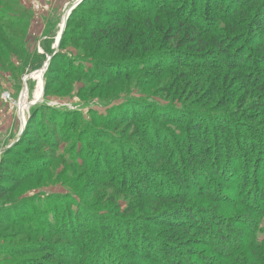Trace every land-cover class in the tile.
I'll return each mask as SVG.
<instances>
[{
  "label": "rangeland",
  "instance_id": "374dc122",
  "mask_svg": "<svg viewBox=\"0 0 264 264\" xmlns=\"http://www.w3.org/2000/svg\"><path fill=\"white\" fill-rule=\"evenodd\" d=\"M78 1L0 0V264L254 262L225 254L264 242V0H82L58 46Z\"/></svg>",
  "mask_w": 264,
  "mask_h": 264
},
{
  "label": "trees",
  "instance_id": "16d2710c",
  "mask_svg": "<svg viewBox=\"0 0 264 264\" xmlns=\"http://www.w3.org/2000/svg\"><path fill=\"white\" fill-rule=\"evenodd\" d=\"M229 1V4H228V6H227V12H228V10H229V8H232L234 5H237V2H238V0H228ZM14 3H16V1H13ZM169 2V1H168ZM165 3H166V1L165 0H158V4L159 5H161V6H163V5H165ZM220 3V2H219ZM237 7V6H236ZM78 8V6L72 11V13L70 14V16H69V18H68V20H67V25H69V23H71V20H72V14H74L75 12H76V9ZM263 9V8H262ZM223 10H224V8H223ZM264 10V9H263ZM181 12V13H180ZM178 13H180L181 14V17H183L184 18V20L186 21V22H193L195 25H197V26H203L200 30H205V29H213L214 27H213V22L214 21H211L212 19H214L213 17H210V19H209V17L208 16H206V15H204V16H202L201 14H199V11H196L195 9H193V8H191L190 9V11H189V13L188 14H186V10L184 9V7L182 8V10L181 11H179ZM179 14V15H180ZM264 15V14H263ZM208 25V26H207ZM252 27L254 28L252 31H254L253 33H252V36H255V38L256 37H259L260 39H258V41L259 42H261V44L262 45H264V24L262 23V22H255V23H252ZM256 28V29H255ZM194 30V32L196 33V35H198V33L200 34V32H197L195 29H193ZM237 34V33H236ZM257 35V36H256ZM66 36H67V30H65L64 31V33H63V36H62V40H61V45L65 42V38H66ZM236 36H233L232 38H235ZM226 36H225V38L223 37V36H219V37H217V39L218 40H216V39H214L213 40V44H216L217 45V48H224L226 45V43H228L229 41L228 40H226ZM232 38H230V39H232ZM233 40V39H232ZM8 44H12V39H9V41H8ZM12 47H13V49L15 50H19V47H20V45H19V43H15V44H13L12 45ZM225 50V48L223 49V51ZM241 50V49H240ZM241 52H244V51H242L241 50ZM241 52H239V51H236L235 53V55H233L232 56V58L233 59H239V61L241 62V63H243V60H244V57H246V56H243V54H241ZM1 53H3L2 51H0V54ZM44 55V54H43ZM253 55V57H255V59L257 60V59H259V60H261V62H264V58L263 57H258L257 56V54L256 53H253L252 54ZM182 57V56H181ZM181 59V58H180ZM47 60H48V58H47ZM185 62H187V61H189V62H192L191 60H189V59H187L186 57H185V60H184ZM45 64H46V62H45ZM47 66H49V61H48V63H47ZM46 66V67H47ZM44 67V66H43ZM159 67H166V66H162V65H160ZM21 69V66H18L17 67V69L16 70H20ZM46 72V71H45ZM121 73V71H117L116 72V74H120ZM262 74H263V77H259V76H255V78L257 79V84L260 86V89H263V91H264V72H262ZM137 113H139L138 115H135L134 117H138V119H137V121L139 120V117L141 116V114H143L144 112H141V109L137 112ZM198 124V123H197ZM196 126H199V124L198 125H196ZM187 158V157H186ZM188 159V158H187ZM185 162H187V161H185ZM228 162V161H227ZM196 175L194 174V176L193 177H195ZM192 181V180H191ZM193 182V181H192ZM193 183H196V182H193ZM187 208H189V207H187ZM187 208H185V210H183L182 212H180V216H178V217H183V216H191V214H192V211L191 210H189V212L187 213ZM190 214V215H189ZM193 215V214H192ZM175 218V217H174ZM192 218V217H191ZM58 219L60 220V222H59V231H58V234L59 235H62V234H68V232H72L76 227H80L81 226V224H80V222L78 221V215H77V217L75 218L74 217V215L72 214V213H70V212H68V210H66V211H63L62 213H60V215H58ZM190 221H194V220H190ZM81 230V229H80ZM73 233H74V231H73ZM252 239L253 240H255L256 238H248L246 241H243L239 246H238V249L235 251V252H233V253H231L230 252V254H229V252H228V254H225V256L227 257V258H230V259H232L233 257H234V255L235 254H237L238 252H240L241 250H243L242 249V247L243 246H245L246 244H263L264 242H257V243H254L253 241H252ZM260 247V251H259V253H258V258H257V256H255L254 255V262H249V259H251V258H249L247 255H246V253H243L244 254V256H245V264H257V263H259V264H264V251H261V249H263L264 248V245H262V246H259ZM44 252L45 251H47V250H49V248L48 249H46V248H44V249H42ZM34 251H36V250H34ZM32 252L33 251H24V253H21V254H24V255H22L23 257H25V256H27V255H29V254H32ZM237 252V253H236ZM252 252H253V249H252ZM52 258H54V255L53 254H50V253H47V255L45 256V259L43 258V259H41V258H37V259H30V261L29 262H25V263H23V264H45V263H47L48 262V264H50V259H52ZM47 259H48V261H47ZM252 260V259H251ZM53 264H55V263H53Z\"/></svg>",
  "mask_w": 264,
  "mask_h": 264
},
{
  "label": "water",
  "instance_id": "95a60500",
  "mask_svg": "<svg viewBox=\"0 0 264 264\" xmlns=\"http://www.w3.org/2000/svg\"><path fill=\"white\" fill-rule=\"evenodd\" d=\"M82 2V0H79L73 7H72V9H71V11H73L80 3ZM70 15V14H69ZM69 15L66 17V19H65V23H64V26H63V28H62V31H61V34H60V36H59V39H58V41H57V45L59 46L60 45V43H61V40H62V36H63V33H64V31H65V27H66V22H67V20H68V17H69ZM50 60H51V57L49 58V63H50Z\"/></svg>",
  "mask_w": 264,
  "mask_h": 264
},
{
  "label": "built area",
  "instance_id": "2783aa9c",
  "mask_svg": "<svg viewBox=\"0 0 264 264\" xmlns=\"http://www.w3.org/2000/svg\"><path fill=\"white\" fill-rule=\"evenodd\" d=\"M36 4H37L38 8H40V4L39 3H36Z\"/></svg>",
  "mask_w": 264,
  "mask_h": 264
}]
</instances>
